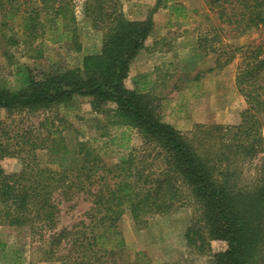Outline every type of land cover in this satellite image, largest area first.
<instances>
[{"label":"trees","instance_id":"16d2710c","mask_svg":"<svg viewBox=\"0 0 264 264\" xmlns=\"http://www.w3.org/2000/svg\"><path fill=\"white\" fill-rule=\"evenodd\" d=\"M174 0H153L143 21L124 18L117 0H84V16L102 32L100 53L83 59L81 69L32 76L18 66L12 86L0 85V109L10 117L70 110L73 97L87 98L91 110L104 114L114 128L137 130L149 148L139 161L132 152L106 166L95 150H83V164L54 171L42 168L36 151L66 153L56 132L45 136L15 130L0 122V212L3 222L38 232H55L59 206L82 196L89 203L84 218L72 230L52 236L58 247L69 241L65 264H108L125 249L119 223L128 213L136 225L150 215H167L192 201L196 216L186 230L187 249L203 255L212 241L226 249L211 264H264V160L251 186H243L235 170L263 152L264 0H210L209 9L221 26L237 34L256 31L257 41L225 45L221 30L198 38V50L216 55L214 70L236 61L234 84L245 109L234 126L215 127L216 151L198 152L179 131L161 122L147 93V74L125 86L130 65L153 30L152 16ZM170 11L184 18L188 11L172 3ZM77 38L73 0H0V43L9 47L48 40ZM112 106L111 109L107 107ZM110 122V123H109ZM124 137V134H123ZM144 151V152H147ZM17 159L19 172L3 162Z\"/></svg>","mask_w":264,"mask_h":264},{"label":"rangeland","instance_id":"374dc122","mask_svg":"<svg viewBox=\"0 0 264 264\" xmlns=\"http://www.w3.org/2000/svg\"><path fill=\"white\" fill-rule=\"evenodd\" d=\"M73 1L76 41L43 40L13 48L0 43V85L12 86L20 65L28 68L33 77L41 78L46 74L81 69L85 57L100 53L102 32L92 28L85 18L84 0ZM117 1L128 21L145 20L154 4L153 0ZM209 1L174 0L172 3L187 9L184 18H176L170 11L172 3L168 8L158 10L152 16L153 30L131 63L125 82V86L133 90L131 79L147 74L151 86L146 93L161 122L179 131L198 152L216 151L219 133L214 128L237 125L239 115L245 109L234 84L237 62L222 70L211 71L216 55L200 52L198 38L217 28L221 30L223 44L239 47L256 42L258 35L256 31L237 34L221 26L209 9ZM71 107L70 110L10 117L0 109V122L11 124L13 121L15 130L31 132L34 136L56 132L67 152L55 154L44 149L35 153L42 168L54 171L81 166L86 149L95 150L106 166L116 164L120 157L130 152L138 161L147 157L149 148L137 130L110 126L104 114L91 110L87 98L73 97ZM261 119L264 141V113ZM263 160L264 143L263 152L256 159L236 165L243 186L253 184ZM3 165L12 172L21 169L17 159L5 160ZM88 207V201L82 196L61 203L55 232L9 226L3 222L0 212V264H65L63 257L67 255L69 241L65 239L55 247L52 236L61 230H72L83 220ZM196 214L197 209L190 200L167 215L147 216L138 225L128 213L124 214L119 230L125 249L108 264H211L213 255L224 251L226 244L212 241L209 251L203 255L188 250L185 233Z\"/></svg>","mask_w":264,"mask_h":264}]
</instances>
